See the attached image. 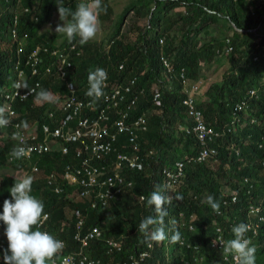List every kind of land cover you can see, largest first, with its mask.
<instances>
[{"label":"trees","instance_id":"1","mask_svg":"<svg viewBox=\"0 0 264 264\" xmlns=\"http://www.w3.org/2000/svg\"><path fill=\"white\" fill-rule=\"evenodd\" d=\"M79 3L78 0H65V6L73 11ZM102 5L105 10L99 20L110 22L111 28L108 48L104 43L99 46L95 42L80 45L78 37L71 43L66 38L57 45V36L40 34L39 29L48 23L51 12L58 11L56 0H0V107L5 109V93L16 90L13 83L18 81L16 65L20 62V70L24 71L21 82H27V89L40 82L36 92L43 88L63 100L70 94L69 83L79 98L92 99L86 96L87 77L89 71L98 67L107 71L111 86H126L136 78L133 91L128 95L129 101L137 97L130 120L141 114L147 115L146 129L138 132L137 148L123 133L113 144L116 150L107 156L108 162L115 160L118 153L127 152L139 156L144 167L142 170H121V175L132 181L133 186L125 189L118 199L110 201L106 208L91 210L88 203L77 200V195L69 196V188L56 193L48 185V176L60 171L71 156L63 157L55 152L34 156L31 164L38 167V172L30 169L34 175L31 194L43 201L44 211L49 215L44 228L56 238L65 239L63 255L79 252L81 246L74 239L77 231L75 211L79 209L85 218L82 230L92 226L102 230L103 239L90 241L85 250L91 259L100 260L101 264H131V257L138 258L145 251L149 256L140 264H184L186 261L190 264H228L211 247L216 223L222 225L229 240L234 238L233 226L256 221L255 217H248L251 205L260 206V214L264 216V152L260 147L264 145V0H130L123 12L116 15L114 23L113 7L108 0H102ZM130 13L134 15L131 29L136 33L134 42L123 31ZM143 19L147 24L140 27L137 20ZM13 29L18 33L16 41L12 37ZM255 30L261 35L257 36ZM225 31L230 33L228 37H223ZM160 39H164L163 45ZM19 43L23 45L21 54H18ZM38 46H48L51 50L67 49L72 64L65 65V79L57 75L56 59L51 57L44 58L52 67L51 73L46 74V66H40L41 73L32 74L27 58ZM228 47L232 50L226 53ZM218 55L227 59V70L219 82L208 87L198 108L205 121L216 130L222 131L229 126L232 131L213 143L218 149L216 159L200 164L188 162L200 146L194 135L181 129L190 125V119L182 105L184 93L180 71L184 69L192 82L204 80L201 63L211 64ZM162 56L173 65L174 75L166 77ZM27 89L21 88L22 91ZM155 89L160 92V105L153 101ZM251 91H255L254 96ZM34 95L13 103L15 121L26 120L42 134V126L49 124L53 127L62 117V110H55L54 106H47L48 103H36ZM247 98V116L242 113L240 122H234L233 106ZM96 104L99 107L86 109L84 116L97 118L100 103ZM51 112L54 118H50ZM115 118V115L111 116L110 125ZM3 131L6 132L0 129ZM115 131L116 127L112 126L111 132ZM69 147L73 152L74 144ZM11 148L0 151V170L15 165L9 162ZM179 161L186 162L185 173L178 183H173L165 171H174ZM18 181L16 177L0 175V214L4 200L11 199L10 188ZM63 182L60 185H64ZM157 185H166L165 195L172 197L171 203L164 205L168 212L165 231L169 237L172 235L169 231L172 225L168 221L175 219V230L181 233V240L177 243L168 240L151 242L149 246L138 227L142 219L156 215L154 206H148L146 201ZM177 195H182V199L177 200ZM207 195H212L220 203V210L226 211L230 217L229 222L222 219L223 216L218 217L203 202ZM226 200L229 204L224 205ZM257 232L254 237L253 231L249 230L246 236L257 247L256 264H264V223ZM107 238L120 241L122 249L110 252L105 242ZM182 240L198 247L197 254L203 259L196 260L195 250L185 249L180 245ZM1 244H4L3 251L7 249L8 241L2 235Z\"/></svg>","mask_w":264,"mask_h":264},{"label":"built area","instance_id":"2","mask_svg":"<svg viewBox=\"0 0 264 264\" xmlns=\"http://www.w3.org/2000/svg\"><path fill=\"white\" fill-rule=\"evenodd\" d=\"M26 11H28V9H26ZM15 23H17V16H15ZM12 37L15 41L18 39V33L15 29L12 30ZM27 37L28 35L25 34V38ZM159 42L163 45L164 39H160ZM74 48L75 46L73 45L72 49ZM66 50V48L51 50L48 46L37 47L28 55L27 66L31 69L33 75L41 73L40 66H46L45 73L49 74L52 72V67H49V65L45 63L44 58H54L56 59L57 75L60 79H65L67 76L65 65L71 66L72 64V62L69 61L70 54L67 53ZM231 50L232 48L228 47L226 53H229ZM22 52L23 45L19 43L18 54H21ZM161 62L166 71V77L174 75V67L168 58L162 56ZM122 68L123 65L121 66V69ZM16 71L18 73V81H21L24 76V71L20 70V62H17ZM179 79L182 84V92L184 93L182 105L186 108L187 116L190 119V125L188 127H182L181 129L194 135L200 146V150L191 156L188 162L198 164L207 163L211 159H216L218 155V149L213 146V143L226 132H231L232 128L228 126L226 129L218 131L205 121L202 111L198 108L197 100V94L201 91L202 87H204L205 79L192 82L187 78L184 69L180 71ZM39 83L40 82H36L33 87L25 91L16 89L13 92L5 93V115L9 119V124L2 128H12L13 133L18 130L15 126L20 123L15 121L16 112L13 109L12 103L18 99L23 101L34 95V93L31 92V89L37 90ZM105 84V95L102 98L96 101H93V99L86 101V99L79 98L76 95L74 86L69 83L68 89L70 94L64 99V103L61 106L62 117L58 119L53 127L43 125L42 139H39V136L35 131L28 132L24 129H20L23 136L22 141L14 139L12 134V139L16 144L15 147L23 146L28 151L25 157L19 160L10 156V162H28L35 155L41 156L50 152L52 150L50 139H53L59 144V150L64 155H67L70 151L68 144H77L75 155L82 162L77 166L67 164L61 175L55 173L50 174L47 178V183L54 191L57 187L60 188V183H58V181L62 180L68 181L69 184L78 185L81 189V197L86 198L93 196L94 200L91 203L93 209L98 206L107 207L110 201L118 199L125 189L133 186L132 181L126 180V178L121 175V170L124 168L142 170L144 167V163L140 160L139 156H132V154L127 152L118 153L115 160L111 159V161L108 162L106 160L107 156H110V154L116 150L113 147V144L116 142L118 135L120 134H127L129 137L128 141L137 148L136 140L138 132L146 129L147 115L141 114L130 120L132 110L137 104V97L129 101L128 95L133 91L136 84V78L130 80V84L126 86H111L109 78H107ZM254 95L255 91H251V96ZM153 101L157 105H160V92L158 89H155L154 91ZM96 102L100 103V109L96 113L97 118L91 119L88 115L84 116L86 109L95 110L99 107ZM123 105H125V107H122ZM248 106V98L235 103L233 106L234 122H240L241 114L246 113ZM112 115H115L116 118L110 125L109 123ZM50 117L54 118V113H51ZM112 126L116 127L115 132H111ZM260 147L263 148L264 152V145H261ZM94 160L100 162V164H94ZM110 163L112 165H108ZM185 165L186 162H177L174 171H165L167 178L173 183H178L184 176ZM32 171L37 172L38 168L34 165ZM235 200L236 198L233 197V201ZM223 204L227 205L229 204V201H223ZM260 213V206L251 205L248 209V217L252 218L253 216L256 218V221L247 223L250 230L253 231L254 237L258 233L257 230L260 224L264 223V216ZM76 215L79 218V221L77 225L78 231L75 233L74 238L80 244L81 250L75 254L63 257L71 258L69 264H80L85 256L88 259L84 261V264H101L100 260L91 259L89 255L85 253V250L90 241L103 239L102 230L98 226H92L87 230H82L84 227V221L81 213L76 212ZM216 215L218 217L223 216L222 219L226 222H229L230 220L226 211L219 210V213H216ZM48 220L49 215L46 221ZM46 221H42V223L37 226L41 231H45L43 230V227ZM190 229L192 230L193 226H191ZM222 240H227L225 230L220 223H216L211 247L222 255L225 262L228 264H236L231 255L227 257L223 256L221 249L222 246L220 245ZM62 241L65 245V241ZM105 242L107 243L110 252L114 250L120 251L122 249L121 242L118 240L107 238ZM180 245L184 246L185 249L195 250L196 260L201 261L203 259L202 257L199 258L197 254L198 247L195 245L192 246L191 243H186L184 240L180 242ZM148 256L149 253L147 251L140 253L138 258L134 257L135 264H140V261H143ZM132 258L133 257H131V264H134ZM60 264H63L62 259ZM116 264H125V262ZM184 264H190V262L186 261Z\"/></svg>","mask_w":264,"mask_h":264},{"label":"clouds","instance_id":"3","mask_svg":"<svg viewBox=\"0 0 264 264\" xmlns=\"http://www.w3.org/2000/svg\"><path fill=\"white\" fill-rule=\"evenodd\" d=\"M56 3L59 20L61 21V23H58L54 29L56 35L60 34L65 36L70 43L78 37V42L80 45H84L96 37L100 26L99 16L101 15L102 11L105 10L104 6L102 5V0H84V2H81L76 6L74 11L71 8L65 6V0H56ZM46 30L51 32L52 26L48 25L45 31ZM107 78L108 73L104 68L98 67L94 71H89L87 77L88 89L86 96L92 98L93 101L102 98L105 95L104 88L106 86L105 82ZM13 87L16 89H27L28 85L26 81H17L13 83ZM31 92L35 94L34 101L38 104L51 102L53 100L52 93L46 89L41 88L38 92H36L35 89H31ZM63 103L64 100L62 105ZM61 106L59 109H61ZM51 113H49V115ZM8 124L9 119L5 115V109L0 107V129L8 131V136H10L12 147L10 156L19 160L25 157L28 150L23 146L15 147L16 144L12 139V134L14 139L22 141L23 136L20 129L28 131L27 129L29 125L26 120L22 121L20 124L15 126L18 130L13 133L12 128H2L6 127ZM31 128L33 129L31 131H35L38 134L39 139L43 138V133L39 134V132L35 129V125H33ZM52 140L53 139H50L52 150L41 156H45L54 152L60 153L63 157L71 156V159L61 168L60 171H58L59 173L55 172V174L61 175L67 164L77 166L82 162L75 155L77 144H74L75 148L73 149V152L70 149L69 153L64 155L59 150V144ZM69 145L73 144H68V146ZM35 156L40 157L37 155ZM33 158L34 156L28 162L15 161L10 163L15 165H23L27 167L28 172L30 169L32 170V167L34 166V164H31ZM94 164L99 165L100 162L94 160ZM108 165L112 164L110 163ZM16 178H18L19 181L15 182L10 188L9 192L11 199L4 200L3 211L2 214H0V235L3 237L2 230H4V235L7 238L6 241H8V247L4 251V244L0 245V263H2L1 261L3 259V264H60L62 259L63 264H69V260L71 258L63 257L66 255L62 254V251L66 246L65 239L62 238V240L65 241L64 245V242L60 240V238H56L50 234V231H48L47 228L43 227V230L45 231H41L39 227H35L34 230V226H38L42 223V221H46L48 219V214L44 211L43 201L31 194L34 177L32 175H25L21 179L19 177ZM63 181L64 180L58 182L60 183ZM66 187L70 189L69 196L73 197L74 195H77V200H83L88 203L91 210L106 208L98 206L97 208L93 209L91 207V203L94 200L93 196L86 198L81 197L80 187L76 184H69L68 181H65L64 185H60L61 191L59 187H57L55 191L62 193ZM166 187V185H157L156 189L150 193L146 202L148 206H154L156 215L145 217L142 219L138 227V231L144 236V242L148 243L149 246H151V242L159 243L168 240L169 243H177L181 240V233L175 230V219L168 221V223L172 225V228L169 229V231L172 232V235L169 237L165 231V217L168 216V212L164 205L170 204L172 200L171 196L165 195ZM175 198L177 200L182 199V195H177ZM141 199H144V197H141ZM203 202H206L214 212L219 213L220 203L212 195H207L205 201ZM76 212L81 213L85 226V218L82 214V211L76 209L75 215ZM78 221L79 218L77 217V225ZM5 226L6 228H4ZM249 230V225L246 223H239L233 226L231 231L234 238L226 241L222 240L220 242L223 256L227 257L231 255L236 264H256L257 247L252 243V240L246 236V233ZM1 250L3 251V254H1ZM87 259L88 258L85 256L80 264H84V261ZM132 259L135 264V258L133 257Z\"/></svg>","mask_w":264,"mask_h":264},{"label":"rangeland","instance_id":"4","mask_svg":"<svg viewBox=\"0 0 264 264\" xmlns=\"http://www.w3.org/2000/svg\"><path fill=\"white\" fill-rule=\"evenodd\" d=\"M79 2H84V0H78ZM109 4L113 7L114 12H115V16H114V20L112 23H114V21L116 20L117 16L123 12V10L127 7V5L129 4L130 0H108ZM179 11L182 10V8L178 9ZM177 11V10H176ZM133 14H128L125 22H124V28L123 31L127 32L129 34V38L131 39V41H135L136 39V33L131 32L132 29V25L134 24V22L132 21L133 19ZM138 21V25L140 27H144L147 24V20L143 19V20H137ZM58 23H61V21L59 20V14L58 11L53 10L51 12V17L48 21L47 24L43 25L40 29L39 32L40 34H52L57 36V45H60L62 42H64V40H66V37L60 34L55 33L54 29L56 27V25ZM48 25L52 26V30L50 31H45V29L47 28ZM259 31V30H258ZM257 30L253 31L254 33H256L257 36L261 35V32H258ZM111 34V28H110V22H103L100 21V26H99V31L96 35V37L94 39H92L91 41H89V43L95 42V44L101 46L103 43L105 45L106 48H108L107 46V39L109 38ZM230 35L229 32L225 31L223 33V37H228ZM179 37V36H178ZM180 39V38H178ZM177 39V40H178ZM202 66L204 67L203 72L205 73L204 79L207 81V79H209L208 84L204 85V87L202 88V91H199L197 94V100L198 103H200L201 101L204 100L205 98V90H206V86L207 88L209 87V85L219 82L221 80V78L223 77V74L225 73V71L227 70V64L228 61L226 58H224L221 55H218V57L211 63H201ZM53 95V100L51 102H47L48 105L47 106H54L57 110H59L60 106L62 105L63 102V98H61L58 94H52ZM151 115L153 114L152 112H150ZM156 114V113H154ZM247 116V113H245ZM33 126V125H32ZM28 127V131L33 130L31 127ZM10 137L8 136V132L3 131L0 132V151L6 149L7 147H10ZM9 175L10 177H19L20 179L23 178L25 175H32L34 177V175L32 173H30V171L27 172V167L20 165H13V166H7L6 168H3L0 170V175ZM35 174V173H34ZM3 237L5 239L6 236L4 235V231H3ZM3 264V263H0Z\"/></svg>","mask_w":264,"mask_h":264},{"label":"crops","instance_id":"5","mask_svg":"<svg viewBox=\"0 0 264 264\" xmlns=\"http://www.w3.org/2000/svg\"><path fill=\"white\" fill-rule=\"evenodd\" d=\"M208 81H209V79H207V81H205V85H207L208 84ZM210 86V85H209ZM203 88V87H202ZM208 88H207V86H206V90H207ZM206 90H205V92H206ZM201 91H202V89H201Z\"/></svg>","mask_w":264,"mask_h":264}]
</instances>
